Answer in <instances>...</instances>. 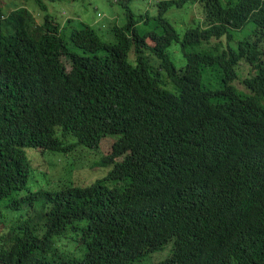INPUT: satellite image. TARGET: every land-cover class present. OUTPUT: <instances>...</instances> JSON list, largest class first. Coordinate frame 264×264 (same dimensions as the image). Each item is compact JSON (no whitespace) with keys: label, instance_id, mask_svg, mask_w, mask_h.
Segmentation results:
<instances>
[{"label":"trees","instance_id":"1","mask_svg":"<svg viewBox=\"0 0 264 264\" xmlns=\"http://www.w3.org/2000/svg\"><path fill=\"white\" fill-rule=\"evenodd\" d=\"M32 1L40 22L0 0V264H264V0H157L124 24ZM30 149L103 176L56 180Z\"/></svg>","mask_w":264,"mask_h":264},{"label":"rangeland","instance_id":"2","mask_svg":"<svg viewBox=\"0 0 264 264\" xmlns=\"http://www.w3.org/2000/svg\"><path fill=\"white\" fill-rule=\"evenodd\" d=\"M157 0H121L120 2H116V0H75V1H57L55 3H49L48 8L51 14L54 15L56 19H59L60 22L65 21L70 16L77 17L76 19H81L86 23L92 24V22L97 20H102L98 18V13H101V16H105L106 18L113 17L116 13L119 14L122 18V24L126 23V14L128 11H131L134 19L137 21H141L140 16L145 15L147 11L150 10L152 5ZM2 4L5 6L6 9L11 10L16 8L17 5L26 6L28 9L33 11L34 16L37 18V21L40 22L38 17V9L34 7V2L29 0H2ZM16 4V5H15ZM126 5L128 10L124 8ZM8 7V8H7ZM185 20L189 19V16L186 12H180ZM151 15L148 25H140V28L145 30H157V16ZM192 17H195V13L192 14ZM191 17V18H192ZM147 18V17H146ZM96 27V26H95ZM159 32V30L157 31ZM114 140L113 139H106L102 143V151L105 154H109L112 151ZM32 152L34 154V163L38 170H51L56 180H60L62 178H72L76 183L81 185H86L92 183L96 179L103 176L101 172H97L94 170L87 169L88 167V160H83L81 162H72V157L69 156H61L60 154H53V153H41L36 150L30 149L29 153ZM31 158V155H30ZM72 166H76L74 168V172H72ZM39 175V171L37 172ZM48 182L46 179L40 180V184H36L33 187V190H40L48 187ZM35 207H39V204H36L34 207L27 206L23 208L19 212H12L8 210H3L5 214V222L10 225L12 222L17 220H24L29 217L33 213ZM69 241V240H68ZM67 239H64L62 246H60V251L63 253H72L76 257H80L83 252H81L80 245L72 240L68 242ZM169 255V251H165L162 253L151 255L142 261L136 264H156L162 261Z\"/></svg>","mask_w":264,"mask_h":264}]
</instances>
